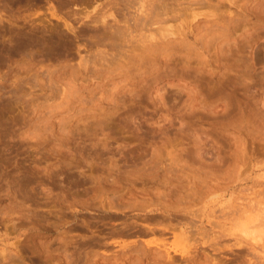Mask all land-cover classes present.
Returning a JSON list of instances; mask_svg holds the SVG:
<instances>
[{
  "label": "rangeland",
  "instance_id": "obj_1",
  "mask_svg": "<svg viewBox=\"0 0 264 264\" xmlns=\"http://www.w3.org/2000/svg\"><path fill=\"white\" fill-rule=\"evenodd\" d=\"M0 264H264V0H0Z\"/></svg>",
  "mask_w": 264,
  "mask_h": 264
},
{
  "label": "bare ground",
  "instance_id": "obj_2",
  "mask_svg": "<svg viewBox=\"0 0 264 264\" xmlns=\"http://www.w3.org/2000/svg\"><path fill=\"white\" fill-rule=\"evenodd\" d=\"M249 207H250V206H249ZM252 207H253V206H252ZM250 209H252V208L250 207ZM255 225H259V224L256 223ZM255 225H254V226H255ZM249 227H251V226H249ZM261 234H262V233H261ZM262 236H263V234H262Z\"/></svg>",
  "mask_w": 264,
  "mask_h": 264
}]
</instances>
